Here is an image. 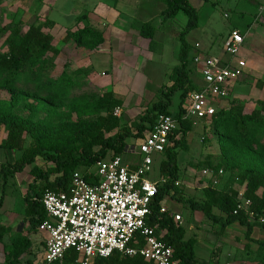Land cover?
Listing matches in <instances>:
<instances>
[{"label": "rangeland", "instance_id": "rangeland-1", "mask_svg": "<svg viewBox=\"0 0 264 264\" xmlns=\"http://www.w3.org/2000/svg\"><path fill=\"white\" fill-rule=\"evenodd\" d=\"M189 1L198 10L199 22L196 28L186 34V39L191 44L188 65L192 63V77L195 85L200 86L202 79L195 73L197 70L195 71L192 57L197 53L222 54L224 41L233 28L245 25L253 17L250 14L252 0ZM165 7L159 0H0L1 53L8 51L4 42L14 29H20L24 33L32 25L51 34L53 44L61 50L58 55L49 53L46 62L35 63L33 69L23 73L18 82L19 91L14 96L4 87L0 76V108L12 111L37 125L56 128L67 121H94L100 113L92 112L88 103L105 92L112 91L122 100L111 110L115 112L117 107L121 108L119 127H127L136 132V123L144 115L145 109L158 100L160 88L172 85L170 73L180 63V33L186 27L188 15L180 10L174 18L163 22L161 13ZM243 10L248 13L243 14ZM149 20L157 26V45L154 50H150L149 40L139 36L138 32L141 24ZM86 25L102 31L104 41L95 44L96 39L91 38L74 49L65 47L63 38L67 32L77 31ZM197 43L199 46H196ZM241 58L246 61L242 55ZM245 69L240 80L235 81L231 87V95L215 103L218 111L228 110L232 101L242 105L245 113L260 109L258 100L262 97L254 95L252 91L256 84L262 86L261 78L258 77V82L257 75H251L248 68ZM62 74L73 79L74 86L71 89L65 90L66 92L63 89H48L49 92L39 93L40 86L48 78L60 79ZM57 82L58 86L63 85L62 81ZM180 93L172 97V114L178 112ZM107 113L109 112H101L102 115ZM194 120L195 123L191 121L193 129L177 153L180 191L175 196L171 194L170 205L181 208L186 238L195 239V253L200 261L205 264H253L254 262L249 263L245 258L238 257L239 253L236 254L234 248L231 249L226 243L228 239H236L232 240V244L239 243L241 239L246 240L244 233L240 236L238 232L231 231L229 236H225L220 223L213 222L203 211L192 214L189 203H184L187 199L200 202L206 199L207 190L197 180L201 176L199 171L204 167H214L222 156L220 137L215 131L212 118ZM6 136L7 130L1 125L0 171L2 165L11 166L23 153V150L5 149L2 144ZM128 142L136 145L139 139L130 138ZM259 143H264V137H261ZM257 145L258 143L252 144L254 150L259 149ZM34 146L33 139L26 134L25 148ZM112 153L110 151L107 156ZM261 157L264 159V155ZM164 158L163 154H154L149 174L151 179L159 180L160 164ZM50 166L51 162L39 157L23 172L8 177L6 185L4 176L0 173V202L4 196L0 207V221L12 229L0 241V264H42L43 245L40 233L31 236L24 250L15 249L14 243L23 245L17 235L20 232L26 233L28 228L24 196L29 184L39 170L44 171ZM214 212L220 213L218 208H214ZM244 244L243 241L242 249Z\"/></svg>", "mask_w": 264, "mask_h": 264}, {"label": "trees", "instance_id": "trees-1", "mask_svg": "<svg viewBox=\"0 0 264 264\" xmlns=\"http://www.w3.org/2000/svg\"><path fill=\"white\" fill-rule=\"evenodd\" d=\"M159 1L166 6L161 13L163 22L174 18L180 10L188 15V22L180 33L181 48L178 55L180 63L174 66L170 73L172 85L160 88L158 100L151 107L145 109L144 115L136 123V132L127 127H119L121 118L114 115L111 110L122 100L112 91L105 92L101 97L88 103V108L92 112L100 113V116L94 121L85 119L67 121L56 128L37 125L12 111L0 108V126L3 125L7 130V136L2 146L12 151L23 150L22 156L11 166L2 165L0 173L4 176V185L7 184L8 177L23 172L39 157H44L52 163V166L44 171L39 170L29 184L28 191L24 196L25 220L28 222V228L26 233H18L17 239L23 241V245L14 243L15 249L24 250L28 246L31 236L39 233L40 225L48 219L43 204L46 190H69L73 174L76 171L83 173L89 181L97 179L94 174L97 162L126 155L128 139H139L146 132L152 130L159 114H171L172 97L181 92L179 108L176 113L179 127L173 133V145L163 153L165 158L160 164L161 175L167 177L168 182L159 186V193L153 202L154 214L150 222L158 226V236L172 246L175 258L179 259L182 264H205L195 253V239L186 238L187 231L184 225L177 221L169 211H160V202L164 197L170 193L175 196L180 191L179 185L175 184L179 177L177 153L193 129L191 121L195 123L194 119H183V105L190 90L201 88V85H195L192 77V63L188 65L191 44L186 39L188 31L198 26L199 14L189 0ZM101 32L94 29L93 26L86 25L77 31H68L63 42L69 49H74L91 38L96 39L95 44H101L104 41ZM138 32L139 36L149 40L150 50L156 49L157 26L152 20L143 22L138 28ZM4 44L8 46V51L0 52V76L4 87L12 96L19 91L18 82L23 73L33 69L35 63L46 62L49 53L54 55L61 53V50L53 44V36L35 25L30 26L24 33L20 29H14ZM191 60L196 66L193 57ZM35 72L38 74L37 71ZM57 80L62 81L63 85L58 86ZM72 86H74L73 79L62 74L60 79L48 78L40 86L39 93L49 92L48 89L51 91L63 89L65 91L71 89ZM39 96L40 94H38ZM233 102L228 110H217L210 117L214 123L215 131L219 134L222 147L221 160L211 168L223 169L225 176L219 185L205 187L207 195L204 201L181 200L184 203H189L192 213L203 211L213 222L220 223L221 230L233 223L244 226L246 228L244 233L246 243L244 252L241 254L242 258L248 262H254L253 264H264V241L252 237L254 227L256 225L264 227V222H260L259 217L256 220H251L242 211L238 214L233 213L238 204L239 190L245 188L244 194L245 197L251 199L252 209L259 216H264V159L261 157L264 155V143H259L261 137H264V114H262L264 112V97L258 100L259 110L253 109L247 113L244 112L242 105ZM103 111L109 113L102 115ZM116 129L118 130L115 131ZM26 134L33 139L35 144L33 148H25ZM253 143H258V150L253 149ZM110 151L113 153L107 156ZM3 200L0 202V207ZM214 208H218L220 213H215ZM11 231V227L3 225L0 221V241ZM253 243L258 245L257 249L252 248ZM42 245L44 249L43 240ZM79 258V253L71 249L56 264H78L80 263L78 262ZM93 264L154 263L141 256H121L115 252L107 258H95Z\"/></svg>", "mask_w": 264, "mask_h": 264}, {"label": "built area", "instance_id": "built-area-1", "mask_svg": "<svg viewBox=\"0 0 264 264\" xmlns=\"http://www.w3.org/2000/svg\"><path fill=\"white\" fill-rule=\"evenodd\" d=\"M263 9L264 5L260 10ZM244 42L245 34L233 29L224 41L223 56L194 55L202 85L188 93L183 119L210 118L217 111L215 103L230 96L231 87L247 66L241 58ZM120 114L121 108L117 107L114 115ZM178 127L176 114L161 113L152 130L139 138L136 145H127L126 155H134L135 159L128 160L123 155L100 160L94 181L76 171L69 190H46L43 204L48 219L39 228L45 243L42 264L58 263L71 249L79 253L80 264H93L95 258H107L115 252L121 256H141L154 264H182L175 258L172 246L158 236V226L150 222L159 186L168 182L162 175L159 180L149 177L154 154H163L173 145L172 136ZM199 173L197 180L204 188L219 185L225 176L223 169L211 167H204ZM175 184L180 185L179 180ZM244 193L245 188L239 190L233 213L242 211L251 220L259 217L264 222V216L252 209V201ZM171 194L160 202L161 212L169 211L166 200ZM174 217L182 221L180 213Z\"/></svg>", "mask_w": 264, "mask_h": 264}, {"label": "crops", "instance_id": "crops-1", "mask_svg": "<svg viewBox=\"0 0 264 264\" xmlns=\"http://www.w3.org/2000/svg\"><path fill=\"white\" fill-rule=\"evenodd\" d=\"M263 5H264V0H252L251 6H250L251 7L250 10L252 12H250V14H252L253 17L249 19V21L245 25H242L241 27L233 28V29L242 31L245 34V42L242 47V50L244 48L243 50L244 52L242 53V50H241V55L244 59H246V63H247L246 68H248L251 75L256 74L257 80H258V77L261 78L262 86H257L256 84L254 86V90L252 91V93L254 95L258 94V96H261L262 98L264 97V9L261 11L260 8ZM247 13L248 11L243 12V14H247ZM209 54L211 53L209 52ZM211 55H214V54H211ZM217 56H223V52L222 54L217 55ZM127 155H125V159H128V160L135 159L134 155H128V156ZM170 204H171V198L169 197L166 200V207L170 213L174 215L180 213L182 215V221H180V223L183 225L184 215H183V212L181 211V208L179 207L177 208V206L175 205L172 206ZM195 212H193L192 214H194ZM245 230L246 228L244 226H241L237 223H233V224H229L228 226H226V228L224 229L225 231L224 235L229 236V233L233 231L235 233L238 232L237 234L241 236V234L245 233ZM240 236L238 238H240ZM252 237L254 239L264 241V227H262L261 225H256L254 227ZM232 240L234 241L236 239H232ZM232 240L229 241L228 239L226 243L230 246V248L233 247L234 250L236 251V254L239 253L238 257L241 258L242 257L241 254L243 253L241 244L243 241L246 243V240L241 239V241L237 244H232L233 243ZM257 247L258 245L256 243H253L252 248L257 249Z\"/></svg>", "mask_w": 264, "mask_h": 264}]
</instances>
